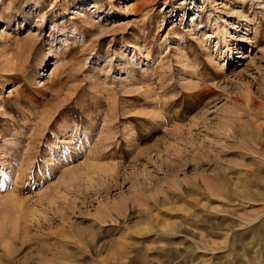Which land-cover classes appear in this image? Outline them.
<instances>
[{
  "label": "rangeland",
  "instance_id": "obj_1",
  "mask_svg": "<svg viewBox=\"0 0 264 264\" xmlns=\"http://www.w3.org/2000/svg\"><path fill=\"white\" fill-rule=\"evenodd\" d=\"M258 127L264 0H0V264H264Z\"/></svg>",
  "mask_w": 264,
  "mask_h": 264
},
{
  "label": "bare ground",
  "instance_id": "obj_2",
  "mask_svg": "<svg viewBox=\"0 0 264 264\" xmlns=\"http://www.w3.org/2000/svg\"><path fill=\"white\" fill-rule=\"evenodd\" d=\"M258 133H259V134H264V129H263L262 127H258ZM250 257H251V256H250ZM254 258H255V257H253V258L251 259V261H253ZM254 261H255V260H254ZM254 261H253V262H254ZM238 263H239V262H238ZM256 263H257V262H256ZM239 264H242V263H239Z\"/></svg>",
  "mask_w": 264,
  "mask_h": 264
}]
</instances>
